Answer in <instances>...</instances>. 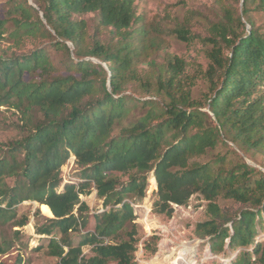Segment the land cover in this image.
Instances as JSON below:
<instances>
[{
	"label": "trees",
	"instance_id": "16d2710c",
	"mask_svg": "<svg viewBox=\"0 0 264 264\" xmlns=\"http://www.w3.org/2000/svg\"><path fill=\"white\" fill-rule=\"evenodd\" d=\"M5 6L0 44L10 45L0 54V107L20 114V136L0 144V222L13 220L16 206L36 203L52 217L33 214L45 221L34 231L48 238L55 264H136L131 205L145 197L152 173L154 213L170 217L172 205L198 195L206 218L194 236L211 253L237 252L230 264H264V241H256L264 228V164L249 165L229 146L264 158V0H212L157 20L138 15L134 0ZM169 38L203 47L202 101L192 97L186 62L168 52ZM26 44L32 47L19 52ZM70 157L78 181L62 184ZM92 190L102 211L84 231L89 209L80 196ZM71 232L80 234L76 245ZM143 248L156 251L155 244ZM9 249L0 243V255Z\"/></svg>",
	"mask_w": 264,
	"mask_h": 264
},
{
	"label": "rangeland",
	"instance_id": "374dc122",
	"mask_svg": "<svg viewBox=\"0 0 264 264\" xmlns=\"http://www.w3.org/2000/svg\"><path fill=\"white\" fill-rule=\"evenodd\" d=\"M6 1L0 0V19L5 18ZM211 3L212 0H134L137 14L147 20H157L158 17L172 18L174 16L181 18L186 11L210 6ZM85 18L88 19L89 17ZM6 28L10 31L12 29L11 23L6 24ZM6 35L7 33H5ZM9 45L5 41L0 44V54L1 49H6ZM31 47V44H26L19 52L26 51ZM203 51V47L198 43L186 44L168 39V52L183 59L187 64V73L195 79L192 97L196 101H202L203 95L207 92V84L201 76L207 63ZM52 57L55 61L60 58L59 54L53 51ZM204 110L207 111V109ZM19 120L20 114L14 109L0 107V144L19 138ZM229 146L235 149L249 165L260 169V165L264 164V158L261 156L255 154L245 156L232 145ZM225 150L220 146L216 148L218 153H223ZM262 171L264 170L262 169ZM79 172L80 168L75 164L74 157H70L60 168L62 184L77 183ZM126 178L123 176L121 180L125 181ZM58 190L60 191L61 187ZM155 191L156 184L152 173H150L147 179L145 197L131 205L135 217L134 223L137 226L136 231L140 237L134 254L136 264H230L237 252L226 250L222 253H211L206 240L198 239L193 234L196 223L206 218L205 201L201 200L198 195H193L184 206L172 205L171 216L165 217L154 213L152 210ZM80 199L89 209V222L84 231H91L93 229L91 215L102 211V201L96 196L95 190H92L89 195L80 196ZM35 210H38L44 218H52L48 217L47 214H42L38 204L24 202L15 207L13 220L6 224L0 222V243L4 242L10 245L9 251L0 255V264H55L56 260L46 254L48 238L35 234V224L45 222L41 218H34ZM23 218H27L25 226H14V223ZM79 235L76 232L69 233V239L73 245L78 243ZM121 237H124L123 233ZM256 241H264V228L259 231ZM145 244L151 247L155 244V253L150 255L145 252L143 248ZM82 252L86 256L91 255L90 247H84Z\"/></svg>",
	"mask_w": 264,
	"mask_h": 264
},
{
	"label": "water",
	"instance_id": "95a60500",
	"mask_svg": "<svg viewBox=\"0 0 264 264\" xmlns=\"http://www.w3.org/2000/svg\"><path fill=\"white\" fill-rule=\"evenodd\" d=\"M41 16V15H40ZM95 63H98L97 61H94ZM103 67H104V65H103Z\"/></svg>",
	"mask_w": 264,
	"mask_h": 264
}]
</instances>
